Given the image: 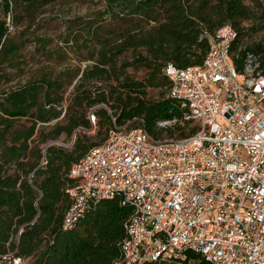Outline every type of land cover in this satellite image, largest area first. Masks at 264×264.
Returning a JSON list of instances; mask_svg holds the SVG:
<instances>
[{
    "label": "trees",
    "instance_id": "16d2710c",
    "mask_svg": "<svg viewBox=\"0 0 264 264\" xmlns=\"http://www.w3.org/2000/svg\"><path fill=\"white\" fill-rule=\"evenodd\" d=\"M94 0H0V11L11 22L33 23L47 5ZM103 14L125 23L122 29L101 34L93 22L65 38V44L82 38L90 65L81 71L67 69L0 92V264L4 256L21 258L23 264H116L126 237L125 223L132 209L117 197L89 205L71 229L63 219L71 200L66 189L75 181L69 170L92 148L102 144L113 126L144 122L155 139L174 132L183 138L198 130L188 111L168 96V64L179 69L201 66L208 50V36L225 25L236 31L231 45L236 70L242 72L246 53L259 56L264 72V0H101ZM74 23V21L72 22ZM85 30V32H83ZM262 39L244 44L251 35ZM27 32L12 36L0 22V65L12 67L16 55L30 42ZM44 55L46 39L30 34ZM16 65H14V68ZM129 69L144 72L134 79ZM76 79L69 98L66 86ZM164 87L166 94L148 100L147 91ZM94 117V124L90 121ZM53 126L47 130L50 123ZM173 122L169 126L160 123ZM105 133L90 142L80 130ZM186 131V132H184ZM75 138L69 148L54 142L62 135ZM211 264L200 254L186 252L183 262Z\"/></svg>",
    "mask_w": 264,
    "mask_h": 264
},
{
    "label": "built area",
    "instance_id": "2783aa9c",
    "mask_svg": "<svg viewBox=\"0 0 264 264\" xmlns=\"http://www.w3.org/2000/svg\"><path fill=\"white\" fill-rule=\"evenodd\" d=\"M236 36L225 25L208 36L201 66L163 69L168 96L196 132L155 139L135 119L71 166L64 229L89 205L117 197L132 213L116 264L183 262L186 252L211 264H264V72L249 52L236 70Z\"/></svg>",
    "mask_w": 264,
    "mask_h": 264
},
{
    "label": "rangeland",
    "instance_id": "374dc122",
    "mask_svg": "<svg viewBox=\"0 0 264 264\" xmlns=\"http://www.w3.org/2000/svg\"><path fill=\"white\" fill-rule=\"evenodd\" d=\"M105 4L101 0H94L93 2L81 4L74 1L57 2L52 5H47L43 11L38 14L33 23L27 21L11 22L9 17L4 18L2 11H0V22L6 20V25L12 36H19L21 32H27L29 35H24V40L30 38L25 47L16 55L12 67L8 63L0 65V92L17 88L28 81L38 78L42 74L58 75L60 72L73 69L75 72L81 71L85 66L90 65L91 61L88 59V53L81 47L82 38L75 44L70 41L65 44V38L75 31L84 28V22L91 21L95 29L101 34L108 30L122 29L125 23L111 19L109 14H103ZM74 21V23H72ZM85 32V30L83 31ZM46 39L47 49L55 52L47 56L42 50L38 49V45L32 41L33 37L30 34ZM262 34L251 35L244 40V44H252L262 39ZM14 65L16 67L14 68ZM134 79H142L144 72L141 70H128ZM76 79L72 84L66 86L64 98L67 100L72 92ZM166 90L164 87L158 89H149L147 91L148 100H158L164 97ZM136 122V121H135ZM173 124V122H171ZM171 123L160 124L159 126H169ZM54 122L43 126L47 130L53 126ZM136 123L124 124L116 126L118 128H132ZM171 126V125H170ZM114 127V126H113ZM186 132V131H184ZM78 133L85 134L90 138V142H100L104 138L105 133H98L97 127L95 130H80ZM109 133V132H108ZM107 133V136H108ZM176 132L172 135L169 133L163 134L161 139H170L177 137ZM75 138L73 133L70 138L64 135L60 136L54 144L63 148H69ZM104 142V141H103ZM102 142V143H103ZM166 264H184V263H166ZM186 264H194L188 262Z\"/></svg>",
    "mask_w": 264,
    "mask_h": 264
}]
</instances>
